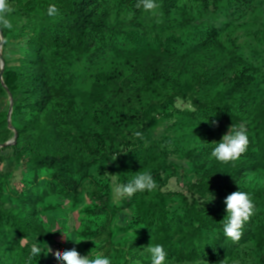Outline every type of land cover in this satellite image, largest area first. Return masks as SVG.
Masks as SVG:
<instances>
[{
    "label": "trees",
    "instance_id": "obj_1",
    "mask_svg": "<svg viewBox=\"0 0 264 264\" xmlns=\"http://www.w3.org/2000/svg\"><path fill=\"white\" fill-rule=\"evenodd\" d=\"M182 1L155 0L167 25L189 27L186 42H182L188 57L209 50L218 54L215 66L200 77L196 93L188 99L201 116L217 121L216 126L207 127V133L227 125L238 129L243 124L250 143L240 159L227 163L214 157L203 160L194 150L188 151L193 176L182 191L160 193L149 204L151 221L148 212L139 215L144 231L128 253L132 261L151 264L150 254L143 250L151 241L163 245L168 261L195 263L205 259L210 264H225L236 259L242 247L252 244L258 254L256 264H264V186L244 183L249 173H264V51L254 49L249 58L236 40L223 45L218 36L229 31L230 24L214 28L206 22L193 23L195 17H188L183 6L181 21L172 18ZM190 1L200 10L224 2ZM238 2L246 8L251 0ZM8 3L15 9L7 17L13 27L2 29V38L7 43L26 39V52L15 65L5 60L2 74L0 71V93L8 92L12 98L10 116L9 110L0 112V162L4 160L1 153H12L5 159L7 169L0 170V264H25L32 243L24 241L47 233L39 218L46 199L59 194L77 204L80 189L94 167L116 168L123 163L125 152L107 147L103 134L92 129L91 109L80 101L75 86L76 72L84 65L92 68L102 52L121 49L118 45L126 35L122 26L141 24L146 11L136 7L138 0H119L132 14L125 21L113 18L107 0ZM49 5L59 9L57 15L47 14ZM203 88L210 89L211 96L202 95ZM180 90L175 89L172 96L182 95ZM147 128L145 123L143 130ZM14 137L13 143L1 147ZM130 140L132 151L137 152L138 139ZM140 165L136 163V167ZM18 171L31 174V178L21 180L20 187L12 185ZM238 190L250 194L255 213L245 224L241 240L234 244L224 236L220 221L227 215L224 199ZM141 193H135L134 199Z\"/></svg>",
    "mask_w": 264,
    "mask_h": 264
},
{
    "label": "rangeland",
    "instance_id": "obj_2",
    "mask_svg": "<svg viewBox=\"0 0 264 264\" xmlns=\"http://www.w3.org/2000/svg\"><path fill=\"white\" fill-rule=\"evenodd\" d=\"M107 3L113 18L125 21L132 18L129 9L120 5L119 0H107ZM180 5L172 18L181 21L183 6L188 17H195L193 23L206 22L214 28L230 24L231 29L218 36L223 45L236 40L237 46L248 56L254 49L264 51V0H251L246 8L238 0H224L218 7L211 4L207 10L193 7L190 0H183ZM156 13L146 11L141 24L124 23L126 35L118 45L121 49L115 51L116 47H112L114 51L109 54L102 52L101 59L92 68L84 65L76 72L75 86L80 101L91 109L92 129L103 134L107 147L125 152V157L121 158L123 163L116 168L94 167L80 189L77 204L59 194L47 198L39 217L47 233L24 243H47L53 251L75 247L81 255L91 251L93 256H108L112 264H135L128 252L132 242L141 239L144 231L139 215L148 212L151 221L148 206L160 193H178L184 189L194 172L186 155L188 151L194 150L203 160H209L215 147L213 142H220L227 134L230 125L207 133L211 120L205 123L207 119L188 99L189 94L196 93L200 77L215 66L218 54L209 50L188 57L182 42H186L189 27L178 23L167 25L160 7ZM25 41L11 40L5 47L0 46V71L2 60L4 63L7 60L11 66L17 64L26 52ZM179 88L187 96L173 97L174 90ZM200 92L207 97L212 94L208 88ZM8 110L10 116L11 95L1 92L0 112ZM145 123L148 124L146 131L143 130ZM137 131L143 134V139L134 135ZM132 137L140 143L137 152L132 151ZM11 140L15 141V137ZM1 154L4 160L0 162V170H6L5 159L12 153ZM136 163L141 165L136 167ZM143 171L152 174L158 187L138 194L136 199L132 196L117 200L114 184L127 183L137 172ZM106 173L116 175L115 180ZM23 178H31V174L18 171L12 185L20 187ZM41 180L44 181L43 176ZM244 183L264 186V173H249ZM62 233H67L72 241L65 240ZM257 257L254 246L248 244L241 248L236 259L225 264L234 261L256 264ZM55 262L51 254L45 257L42 253L32 264ZM139 264L142 263L139 261ZM166 264L195 263L166 260Z\"/></svg>",
    "mask_w": 264,
    "mask_h": 264
},
{
    "label": "clouds",
    "instance_id": "obj_3",
    "mask_svg": "<svg viewBox=\"0 0 264 264\" xmlns=\"http://www.w3.org/2000/svg\"><path fill=\"white\" fill-rule=\"evenodd\" d=\"M137 8L143 7L147 12H151L156 15V10L160 7L155 0H138L136 4ZM15 11L8 3V0H0V46L7 43L6 40L2 38V29H11L13 27L10 20L7 18L10 13ZM59 12V9L55 5H49L47 9V14L49 16H55ZM208 123V119L204 121ZM217 125V121H211L210 126ZM134 135L137 138L143 139V134L139 131L135 132ZM250 141L247 135L246 126L241 124L237 129L234 125L229 126L227 134L222 136L220 142L215 143V147L211 151V157L216 160L227 163L230 161H236L240 159L241 155L244 154L248 148ZM117 155L113 156V161H115ZM112 175L115 180L116 175ZM158 187L156 181L154 180L152 174L149 171L137 172L131 180L124 184H114V196L117 200L124 198H131L137 192H152ZM213 197L209 200L211 201ZM208 202V201H207ZM226 205L225 212L227 215L224 217L220 223L223 226V233L226 238H228L232 243L237 244L242 236L243 229L250 218L255 213V204L248 192L245 191H234L229 194L223 201ZM55 232V231H54ZM63 238L67 241H72L68 238L67 233H62ZM83 240H80L81 242ZM78 242V243H79ZM77 243V242H73ZM43 244V247H41ZM145 252L150 254L151 264H166L167 252L165 251L163 245L150 243L144 247ZM43 253L45 257L49 254L58 262V264H112L111 259L108 256L98 254L93 256L91 251L88 255H81L75 247L71 249L55 250L47 245V243H40L38 241L33 242L30 246V252L25 260V264H32L34 257H37ZM135 264H139L136 261ZM195 264H208L205 259H199ZM223 264V261L220 262ZM233 264H238V261H234Z\"/></svg>",
    "mask_w": 264,
    "mask_h": 264
},
{
    "label": "water",
    "instance_id": "obj_4",
    "mask_svg": "<svg viewBox=\"0 0 264 264\" xmlns=\"http://www.w3.org/2000/svg\"><path fill=\"white\" fill-rule=\"evenodd\" d=\"M3 66H4V62L2 60V70H1V74H2V71H3ZM10 128H12L11 125H10ZM13 142H14V140H10V141L6 142L5 144H2L1 147L6 146V145H10Z\"/></svg>",
    "mask_w": 264,
    "mask_h": 264
}]
</instances>
